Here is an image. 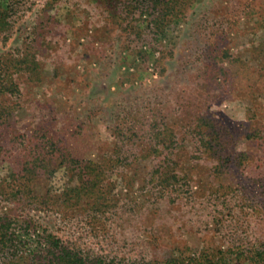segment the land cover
Returning <instances> with one entry per match:
<instances>
[{
	"label": "rangeland",
	"instance_id": "1",
	"mask_svg": "<svg viewBox=\"0 0 264 264\" xmlns=\"http://www.w3.org/2000/svg\"><path fill=\"white\" fill-rule=\"evenodd\" d=\"M130 1L0 0V219L28 250L264 264V0Z\"/></svg>",
	"mask_w": 264,
	"mask_h": 264
},
{
	"label": "trees",
	"instance_id": "2",
	"mask_svg": "<svg viewBox=\"0 0 264 264\" xmlns=\"http://www.w3.org/2000/svg\"><path fill=\"white\" fill-rule=\"evenodd\" d=\"M138 5L137 9L145 8L152 10L153 20L164 19L168 16H177L174 11L185 5L186 0H132ZM10 223L0 219V255L2 259H15L21 251H25L26 260L23 264H139L125 257L104 256L93 252L82 251L60 237L44 231L37 235V241L33 250H28L25 240L17 235L16 227L10 229ZM28 226V225H26ZM34 227L29 225L28 228ZM22 239V240H21ZM258 264L261 261L253 260ZM212 258L193 260L185 262L184 258L171 254L163 261L156 264H223ZM143 264H145L143 262Z\"/></svg>",
	"mask_w": 264,
	"mask_h": 264
}]
</instances>
